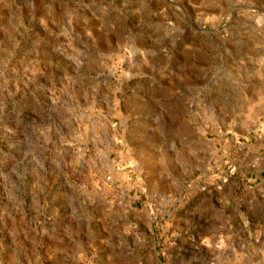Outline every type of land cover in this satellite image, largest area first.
<instances>
[{
	"label": "rangeland",
	"instance_id": "374dc122",
	"mask_svg": "<svg viewBox=\"0 0 264 264\" xmlns=\"http://www.w3.org/2000/svg\"><path fill=\"white\" fill-rule=\"evenodd\" d=\"M0 264H264V0H0Z\"/></svg>",
	"mask_w": 264,
	"mask_h": 264
}]
</instances>
